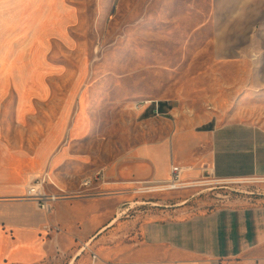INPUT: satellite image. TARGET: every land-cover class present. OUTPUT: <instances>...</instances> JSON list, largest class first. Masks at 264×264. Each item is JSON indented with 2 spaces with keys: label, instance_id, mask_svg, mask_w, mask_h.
<instances>
[{
  "label": "crops",
  "instance_id": "crops-1",
  "mask_svg": "<svg viewBox=\"0 0 264 264\" xmlns=\"http://www.w3.org/2000/svg\"><path fill=\"white\" fill-rule=\"evenodd\" d=\"M212 5L216 21L237 20L244 23L241 29L261 21L264 11V0ZM86 94L79 90L56 115L20 103L8 115L15 117L9 124L0 109V264H247L264 258V205L206 210L190 205L194 192L174 190L166 197L183 199L161 197L159 208L131 207L125 216L121 211L141 198L135 191L140 182L168 178L172 164L190 167L183 174L188 180L264 175L261 126L230 111L220 122L186 116L172 135L148 136L119 153ZM101 168L103 182L82 187L81 195L59 201L51 213L25 198L26 185L44 172L74 191ZM48 222L60 231L47 235Z\"/></svg>",
  "mask_w": 264,
  "mask_h": 264
},
{
  "label": "rangeland",
  "instance_id": "rangeland-1",
  "mask_svg": "<svg viewBox=\"0 0 264 264\" xmlns=\"http://www.w3.org/2000/svg\"><path fill=\"white\" fill-rule=\"evenodd\" d=\"M212 6V0H0L2 119L15 120L8 115L20 103L59 114L80 90L119 153L148 136L172 135L186 116L220 122L230 111L264 129V11L261 21L241 29L237 20L216 21ZM142 100L165 102L167 113L153 114L151 103L138 107ZM181 190L195 193L194 208L264 205V175ZM139 194L145 204L132 211L185 196Z\"/></svg>",
  "mask_w": 264,
  "mask_h": 264
},
{
  "label": "built area",
  "instance_id": "built-area-1",
  "mask_svg": "<svg viewBox=\"0 0 264 264\" xmlns=\"http://www.w3.org/2000/svg\"><path fill=\"white\" fill-rule=\"evenodd\" d=\"M151 103L152 104V113L156 115H164L165 113L160 109V101L158 100H142L137 102L138 107L143 108L145 105ZM191 169L188 166H183L182 164H172L170 168V173L168 178L164 180H153V181H143L140 182V186H138L135 191L137 193H154V192H167L174 190H181L190 187H198L206 184V182L211 181H222L215 180L213 178L203 177L201 179L196 180H188L184 178V171ZM104 177V169L101 168L98 170L93 177L85 178L78 190L71 191L65 187L59 185L51 176L50 173L44 172L43 174L36 176L33 178L25 188V198L32 200L36 203L37 207L44 211L45 213H51L56 204L64 199H71L81 195L84 191L82 187H92L95 181L103 182ZM147 203H151L146 201ZM146 203V204H147ZM153 204V205H157ZM129 212V211H128ZM43 230L47 233V235H51L53 233H57L60 231V227L57 224L46 223L43 226ZM85 248V247H83ZM93 260L97 259V254L92 252ZM247 264H264V258H255L250 260Z\"/></svg>",
  "mask_w": 264,
  "mask_h": 264
},
{
  "label": "bare ground",
  "instance_id": "bare-ground-1",
  "mask_svg": "<svg viewBox=\"0 0 264 264\" xmlns=\"http://www.w3.org/2000/svg\"><path fill=\"white\" fill-rule=\"evenodd\" d=\"M135 204H145V202H144V201H136V202H132V204H130V206H129L128 208H125V209H124V211H123L122 214L126 213V211H127L128 209H130L131 207H134ZM121 216H122V215H121ZM121 216H120V213H119V217H121ZM82 250H83V249H81L80 252H81Z\"/></svg>",
  "mask_w": 264,
  "mask_h": 264
},
{
  "label": "trees",
  "instance_id": "trees-1",
  "mask_svg": "<svg viewBox=\"0 0 264 264\" xmlns=\"http://www.w3.org/2000/svg\"><path fill=\"white\" fill-rule=\"evenodd\" d=\"M164 106H165V102H161L160 103V109H161V111H164ZM211 126H212V124L209 125L208 127H211Z\"/></svg>",
  "mask_w": 264,
  "mask_h": 264
}]
</instances>
